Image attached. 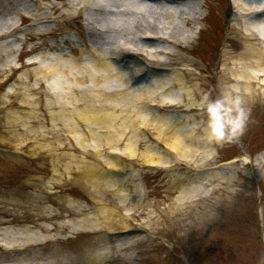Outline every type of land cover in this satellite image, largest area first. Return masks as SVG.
<instances>
[{
	"label": "bare ground",
	"instance_id": "bare-ground-1",
	"mask_svg": "<svg viewBox=\"0 0 264 264\" xmlns=\"http://www.w3.org/2000/svg\"><path fill=\"white\" fill-rule=\"evenodd\" d=\"M160 1L3 0L0 6V16H8L0 21V40L11 38L0 45V64L15 54L18 32L30 41L53 40L47 44L50 53L22 65L34 69L33 77L40 89L47 88L48 99L45 103L37 99L30 111H14L8 124L15 129L0 139V147L9 154H29L34 163H49L42 171L80 168L86 179L81 181L97 195L88 203L97 212L87 219L108 231L129 229L132 219L145 215L149 193L132 176L127 187L123 181L104 179L106 166L122 172L130 163L164 164V156L152 151L146 140L165 151L174 167L210 164L214 157L204 150L218 142L208 139L207 127L188 126L207 121L202 102L231 93L247 106L264 93V0ZM220 1L225 3L223 14L231 29L245 41L233 59L227 52L240 45L230 37L225 40L226 54L210 90L203 76L209 63L197 59L193 46ZM10 15H18L22 25L31 24L22 29ZM76 19H81L79 25L73 23ZM39 49L36 45L21 56ZM8 67L12 70V63ZM40 108L50 116L49 133L31 131L28 125ZM23 121L26 129H18ZM185 181L179 177L174 181L178 187H168L171 200ZM171 202L165 211L177 203ZM131 246L132 242L123 243L121 249ZM111 258L99 253L92 261Z\"/></svg>",
	"mask_w": 264,
	"mask_h": 264
},
{
	"label": "rangeland",
	"instance_id": "rangeland-1",
	"mask_svg": "<svg viewBox=\"0 0 264 264\" xmlns=\"http://www.w3.org/2000/svg\"><path fill=\"white\" fill-rule=\"evenodd\" d=\"M3 4L0 0V6ZM219 6L209 14L193 46L197 59L209 63L203 76L210 90L226 54L225 40L230 37L240 45L227 52L233 59L245 41L226 20L225 3L220 1ZM7 17L1 15L0 21ZM13 17L22 29L31 24L22 25L18 15ZM80 22L73 21L76 25ZM17 35L15 54L4 57L0 64L4 69L0 75V139L15 129L8 124L14 111H30L37 99L44 103L48 99L47 88L40 89L33 77L34 69L22 65L50 53L47 44L53 40L30 41L23 32ZM10 40L2 39L0 45ZM36 45L41 49L21 56ZM20 77L24 83H19ZM32 88L39 90L30 91ZM244 108L249 118L238 138L204 150L205 155L214 157L210 164L174 167L165 151L146 140L152 151L164 156V164L130 163L122 172L106 166L104 179L123 181L127 187L133 183L132 176L149 193L143 207L146 214L132 219L129 229L118 231L88 221L97 212L88 203L97 195L81 181L86 179L80 168L42 171L49 163H34L29 154H9L0 147V264H264V93ZM37 113L28 123L31 131L50 132L48 111L40 108ZM25 125L20 122L18 129H26ZM206 125L203 120L188 124L191 128ZM179 177L186 181L171 197L177 203L165 211L172 203L168 187L176 186ZM81 208L88 210L82 213ZM131 242L133 246L121 249L123 243ZM99 253L112 258L94 263L92 258Z\"/></svg>",
	"mask_w": 264,
	"mask_h": 264
},
{
	"label": "clouds",
	"instance_id": "clouds-1",
	"mask_svg": "<svg viewBox=\"0 0 264 264\" xmlns=\"http://www.w3.org/2000/svg\"><path fill=\"white\" fill-rule=\"evenodd\" d=\"M201 107L207 112V137L210 141L235 140L249 118L242 98L233 97L231 93L216 99L206 98Z\"/></svg>",
	"mask_w": 264,
	"mask_h": 264
}]
</instances>
